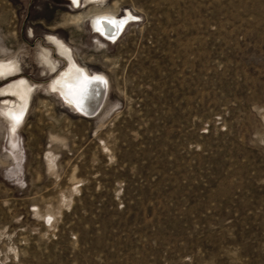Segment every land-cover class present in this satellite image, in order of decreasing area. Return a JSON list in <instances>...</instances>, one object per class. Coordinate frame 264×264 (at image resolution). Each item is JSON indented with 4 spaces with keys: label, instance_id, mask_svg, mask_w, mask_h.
Instances as JSON below:
<instances>
[{
    "label": "rangeland",
    "instance_id": "rangeland-1",
    "mask_svg": "<svg viewBox=\"0 0 264 264\" xmlns=\"http://www.w3.org/2000/svg\"><path fill=\"white\" fill-rule=\"evenodd\" d=\"M82 1L0 0V264H264V0Z\"/></svg>",
    "mask_w": 264,
    "mask_h": 264
},
{
    "label": "bare ground",
    "instance_id": "bare-ground-1",
    "mask_svg": "<svg viewBox=\"0 0 264 264\" xmlns=\"http://www.w3.org/2000/svg\"><path fill=\"white\" fill-rule=\"evenodd\" d=\"M125 15L127 16V14ZM98 21H100V23H98ZM106 21L114 23H107ZM121 24L122 20H117L114 16L107 14L95 16L91 21L93 29L99 32L108 41H113L118 36ZM54 43L57 44L60 52L64 55L67 54L70 62V69L67 74L62 76L56 85L52 87V91H57L62 96L68 108L81 113H90L92 111L95 113L99 106H101L105 95L103 81L101 82V78L97 75L93 77L89 76L84 69L75 64L70 57V49L65 45L57 40ZM5 72L6 67L4 64H0V75ZM97 86H100V88H97ZM8 92L16 96L19 102V104H15L14 107L10 104L3 109L4 115L13 122L18 116L20 108L24 110L29 97V88L25 82H18L12 86Z\"/></svg>",
    "mask_w": 264,
    "mask_h": 264
},
{
    "label": "flooded vegetation",
    "instance_id": "flooded-vegetation-1",
    "mask_svg": "<svg viewBox=\"0 0 264 264\" xmlns=\"http://www.w3.org/2000/svg\"><path fill=\"white\" fill-rule=\"evenodd\" d=\"M71 2H73L74 3V5H78L79 3H80V1L81 0H70ZM84 1V0H83ZM83 1H82V4H83ZM103 0H86V2H88V3H90V4H97V5H99V4H101V2H102ZM57 48V47H56ZM57 51H58V53L65 59V60H67L68 61V64H69V59H68V57H67V54L66 55H64L62 52H60L59 50H58V48H57ZM5 65H7V63L5 64ZM70 69V68H69ZM69 71V70H68ZM67 70L63 73V75H65V74H67V72H68ZM7 73H9V71L7 70L5 73H3L2 75H0V78L2 77V76H4L5 74H7ZM60 76H62V75H60ZM59 76V77H60ZM58 77V78H59ZM57 78V79H58ZM57 79L52 83V84H55L56 82H57ZM27 84V83H26ZM51 84V85H52ZM28 85V84H27ZM14 96V95H13ZM16 97V96H15ZM17 98V97H16ZM18 99V98H17Z\"/></svg>",
    "mask_w": 264,
    "mask_h": 264
},
{
    "label": "crops",
    "instance_id": "crops-1",
    "mask_svg": "<svg viewBox=\"0 0 264 264\" xmlns=\"http://www.w3.org/2000/svg\"><path fill=\"white\" fill-rule=\"evenodd\" d=\"M70 57H71V51H70ZM72 59V58H71ZM73 60V59H72ZM74 61V60H73ZM75 62V61H74ZM75 64H77L76 62H75ZM78 65V64H77ZM79 66V65H78ZM80 67V66H79ZM82 68V67H81ZM82 69H84V68H82ZM85 70V69H84ZM86 71V73L89 75V76H95V75H92V74H90V73H88V71L87 70H85ZM66 75V74H65ZM65 75H63V76H65ZM60 79V78H59ZM59 79L57 80V82L59 81ZM56 82V83H57ZM56 83L55 84H52L51 85V89H52V87L54 86V85H56ZM29 86V85H28ZM27 86V87H28ZM100 88V86H97V88ZM29 88V87H28ZM53 92H55V93H57V95L62 99V96L57 92V91H53ZM29 93H30V89H29ZM63 100V99H62ZM63 103H64V105H65V107H67V105L65 104V102L63 101Z\"/></svg>",
    "mask_w": 264,
    "mask_h": 264
},
{
    "label": "water",
    "instance_id": "water-1",
    "mask_svg": "<svg viewBox=\"0 0 264 264\" xmlns=\"http://www.w3.org/2000/svg\"><path fill=\"white\" fill-rule=\"evenodd\" d=\"M92 114H93V111L90 113H84V115H92Z\"/></svg>",
    "mask_w": 264,
    "mask_h": 264
},
{
    "label": "snow or ice",
    "instance_id": "snow-or-ice-1",
    "mask_svg": "<svg viewBox=\"0 0 264 264\" xmlns=\"http://www.w3.org/2000/svg\"><path fill=\"white\" fill-rule=\"evenodd\" d=\"M107 22V21H106ZM98 23H100V21H98ZM107 23H114V22H107Z\"/></svg>",
    "mask_w": 264,
    "mask_h": 264
}]
</instances>
